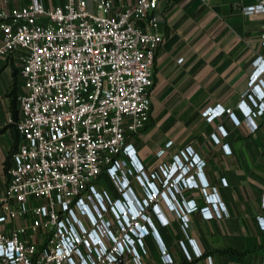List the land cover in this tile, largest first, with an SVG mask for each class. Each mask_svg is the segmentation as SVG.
Returning a JSON list of instances; mask_svg holds the SVG:
<instances>
[{
    "label": "built area",
    "instance_id": "obj_1",
    "mask_svg": "<svg viewBox=\"0 0 264 264\" xmlns=\"http://www.w3.org/2000/svg\"><path fill=\"white\" fill-rule=\"evenodd\" d=\"M160 1L117 7L115 0H62L46 7L29 0L0 9V58L21 51L23 81L14 123L22 140L0 199V264H142V239L157 234L155 224L171 222L155 201L176 215L189 243V213L198 212L204 220L228 216L216 187L203 177L206 162L192 147L159 171L147 172L130 141L151 111L153 67L162 42ZM241 11L264 17V0ZM260 39L264 43V24ZM250 78L251 86L256 84L240 105L255 132V119L264 115L263 58L254 62ZM223 113L240 125L232 110L220 105L203 115L211 121ZM223 149L230 151L227 144ZM104 179L114 191L98 186ZM133 182L145 193L142 201L133 193ZM192 187L201 189L203 205L181 197ZM15 220L22 223L14 226ZM257 222L264 230L263 217ZM180 245L185 249L184 240ZM162 253L172 263L165 249Z\"/></svg>",
    "mask_w": 264,
    "mask_h": 264
},
{
    "label": "crops",
    "instance_id": "obj_2",
    "mask_svg": "<svg viewBox=\"0 0 264 264\" xmlns=\"http://www.w3.org/2000/svg\"><path fill=\"white\" fill-rule=\"evenodd\" d=\"M40 1L46 7L62 2ZM254 1H160L157 14L162 42L153 67L151 111L144 128L130 141L147 172L159 171L163 164L172 163L173 156L192 147L206 162L203 177L210 187H216L228 216L204 220L198 212L189 213V243L176 215L164 210L163 201H155L171 222L155 224L157 234L150 233L142 239V264H264V230L257 222L258 216L264 219V115L255 119L259 127L251 132L240 105L256 84H250L254 62L264 59V43L260 39L264 17L246 16L241 11V7ZM28 2L0 0V9L9 11ZM135 2L115 0V6ZM20 55L21 51H15L6 59L0 58V199L9 185L12 154L22 140L14 124L19 115L18 97L23 91ZM217 105L231 109L240 125L234 124L226 113L208 121L203 112ZM168 142H172L169 147ZM224 144L229 152L224 151ZM161 150L164 153L159 155ZM133 193L140 201L145 198L136 182ZM166 196L173 198L170 192ZM181 197L199 205L205 203L200 188H186ZM21 223L15 220L12 224ZM181 240L185 241V249ZM164 249L172 263L165 262ZM137 251L140 252L138 247Z\"/></svg>",
    "mask_w": 264,
    "mask_h": 264
},
{
    "label": "rangeland",
    "instance_id": "obj_3",
    "mask_svg": "<svg viewBox=\"0 0 264 264\" xmlns=\"http://www.w3.org/2000/svg\"><path fill=\"white\" fill-rule=\"evenodd\" d=\"M102 184H103V181H100L99 184H98V186H101ZM105 184H108L110 187H112V185L110 184V182L108 181V179H106V183ZM138 208H139V210H142V208L140 206H138ZM146 212H144V213L145 214H148ZM110 216H111L110 214L107 215V217H110Z\"/></svg>",
    "mask_w": 264,
    "mask_h": 264
},
{
    "label": "bare ground",
    "instance_id": "obj_4",
    "mask_svg": "<svg viewBox=\"0 0 264 264\" xmlns=\"http://www.w3.org/2000/svg\"><path fill=\"white\" fill-rule=\"evenodd\" d=\"M119 209L122 210V208H121L120 206H119ZM131 211H132V213H135L133 207H131ZM121 212H122V211H121Z\"/></svg>",
    "mask_w": 264,
    "mask_h": 264
}]
</instances>
